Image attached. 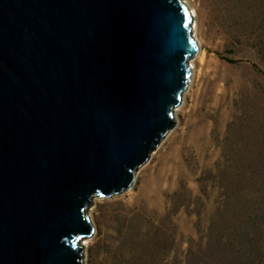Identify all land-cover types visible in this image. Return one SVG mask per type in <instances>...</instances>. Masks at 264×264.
I'll list each match as a JSON object with an SVG mask.
<instances>
[{
  "label": "water",
  "instance_id": "95a60500",
  "mask_svg": "<svg viewBox=\"0 0 264 264\" xmlns=\"http://www.w3.org/2000/svg\"><path fill=\"white\" fill-rule=\"evenodd\" d=\"M181 0H0V264H82L92 198L129 190L197 53Z\"/></svg>",
  "mask_w": 264,
  "mask_h": 264
},
{
  "label": "rangeland",
  "instance_id": "374dc122",
  "mask_svg": "<svg viewBox=\"0 0 264 264\" xmlns=\"http://www.w3.org/2000/svg\"><path fill=\"white\" fill-rule=\"evenodd\" d=\"M181 1L200 50L175 125L92 198L82 264H264V0Z\"/></svg>",
  "mask_w": 264,
  "mask_h": 264
},
{
  "label": "bare ground",
  "instance_id": "6f19581e",
  "mask_svg": "<svg viewBox=\"0 0 264 264\" xmlns=\"http://www.w3.org/2000/svg\"><path fill=\"white\" fill-rule=\"evenodd\" d=\"M192 16H194V14H193V13H192ZM192 29H194V30H195V25L193 26V28H192ZM195 39H196V37H195ZM196 42H197V53H198V51L200 50V48H199V47H200V46H199V45H200V43H199V41H198L197 39H196ZM197 53H196V54H197ZM195 56H196V55H195ZM190 66H191V65H190ZM83 240H84V239H83ZM82 245H83V244H82ZM82 247H83V246H82Z\"/></svg>",
  "mask_w": 264,
  "mask_h": 264
}]
</instances>
